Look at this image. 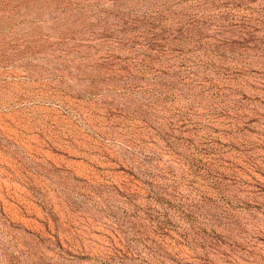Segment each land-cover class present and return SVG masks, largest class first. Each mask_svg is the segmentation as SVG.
Segmentation results:
<instances>
[{
	"label": "rangeland",
	"instance_id": "obj_1",
	"mask_svg": "<svg viewBox=\"0 0 264 264\" xmlns=\"http://www.w3.org/2000/svg\"><path fill=\"white\" fill-rule=\"evenodd\" d=\"M0 264H264V0H0Z\"/></svg>",
	"mask_w": 264,
	"mask_h": 264
}]
</instances>
